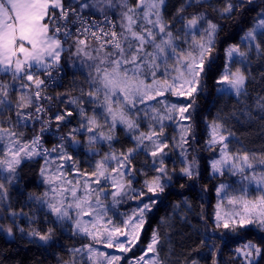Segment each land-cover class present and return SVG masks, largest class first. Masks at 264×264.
<instances>
[{
    "label": "snow or ice",
    "instance_id": "6c2138e0",
    "mask_svg": "<svg viewBox=\"0 0 264 264\" xmlns=\"http://www.w3.org/2000/svg\"><path fill=\"white\" fill-rule=\"evenodd\" d=\"M195 3L203 7V0ZM244 3L250 4L252 0ZM164 4L165 0H90V3L68 0L67 4L65 0H0V73L20 82L17 85L0 81V115L12 108L10 91L20 90L15 105L16 124L0 122V202L6 199L7 186L17 178L21 163L42 157L40 176L49 187L30 199L47 208L55 217L54 224L69 221L74 235L90 237L105 249L128 253L140 240L146 213L158 202L157 194L163 193L166 182L172 179L165 166V149L169 147L164 138L165 121L174 122L180 129L179 142L174 146L181 147V155L185 157L181 173L190 180L200 176L199 162L195 157L189 161L183 147L189 144L193 126L180 122L193 120L197 96L210 76L218 92L236 97L246 94L248 76L236 65L245 64L250 50L260 51L264 47V12L258 14L254 26L242 38L243 50L237 44L224 49V63L218 66L217 75L212 68L216 63L214 53L220 26L205 12L184 16L185 6L181 5L177 14L182 27L174 31L163 17ZM236 7L226 0L216 11L221 18L230 19ZM89 8L98 12L101 19L85 17L83 10ZM114 10L118 12L116 21L108 16ZM65 53L68 56L65 62L76 58L87 69L88 90L81 89V97L86 96V100L77 97L69 101L81 105L79 127L61 135L60 143L51 149L57 153L54 159L71 163L67 169L59 164L53 170L49 167L50 152L41 143V135L24 140L15 128L21 120L32 117V113L23 109L32 107L37 114L45 112L39 101L52 98L42 97L46 81L41 76L52 78L54 71H61ZM165 97L186 99L184 102L159 99ZM85 103L91 108L90 115L82 106ZM258 107L264 111V102ZM72 115L73 111L60 112L54 119L59 124ZM142 122L147 125L146 131L141 129ZM48 123L50 120L42 121L41 133ZM121 126L132 134L135 146L117 154L113 140ZM231 135L219 116L208 122V148L216 151L218 146L219 152V159L211 162L213 173L228 172L240 181L239 188L232 190L235 195L225 191L228 186H218L217 196L225 194L217 209L225 199L230 207L216 211L215 227L233 232L247 226L264 230V167L256 170L252 163L255 154L250 158L247 152L229 151ZM80 136L86 137L90 157H101L94 159L90 172H81L72 154L81 145ZM104 144L113 150L100 152ZM137 151L152 158V168L140 170L144 180L139 189L132 187L136 180L132 160ZM261 164L264 165V159ZM69 170L73 179L67 178ZM83 177L88 179L81 182ZM249 186L255 187V195H249ZM128 198L143 202L130 214H121L122 218L116 222L109 213ZM11 215L15 218L16 213ZM12 223L15 224V219ZM16 227L22 233L25 231ZM0 231L11 236L13 227L0 224ZM27 234L46 244L52 238L53 228L45 232L32 228ZM161 239L159 230L154 229L147 246L131 258L101 251L93 244L85 245L86 253L82 249L73 252H81L91 264H120L121 260L125 264H165L160 257ZM236 251L242 257L241 264H259L264 260V246L251 241Z\"/></svg>",
    "mask_w": 264,
    "mask_h": 264
},
{
    "label": "trees",
    "instance_id": "16d2710c",
    "mask_svg": "<svg viewBox=\"0 0 264 264\" xmlns=\"http://www.w3.org/2000/svg\"><path fill=\"white\" fill-rule=\"evenodd\" d=\"M85 2L90 3V0ZM225 2L226 0H203L201 7L195 3V0H165L162 6L163 17L170 22L174 31L182 27L177 14V9L181 5L185 6L184 16H190L198 11L205 12L212 22L220 26L217 50L214 53L216 63L212 68V73L217 75L218 66L224 63V49L231 44L241 46L245 33L254 26L258 14L264 12V0H252L250 4L244 3V0H231L237 7L230 19H223L216 9L221 8ZM65 3L67 4L68 0H65ZM189 4L191 6H188ZM241 4L243 7H240ZM83 12L100 17V14L92 8L84 9ZM108 15L115 21L118 20L117 11H109ZM66 60H68L67 53L62 57V70L59 71L63 78L61 86H49L50 78L41 76L46 81V90L42 93V97L52 98L51 100L42 98L39 101L44 108H48L52 119L51 130L45 131L41 136V143L49 148L54 144V134L65 135L71 128L79 127L81 118L78 109L81 105L71 104L69 101L77 97L87 99L86 96L81 97V89L88 90L87 69L83 68L76 58L68 62H65ZM241 68L246 72L248 79L245 85L246 94L240 97L232 93L218 92L215 80L211 76L206 81L203 92L197 96L193 120L185 121L186 124L191 123L193 126L192 133L188 137L189 144L185 145L187 157L189 161L192 157L197 159L200 176L190 180L177 171L171 174L172 179L166 182L165 191L157 194L158 202L147 213L146 223L135 250L131 254L124 253L123 256L128 258L132 254L139 255L141 249L150 241L154 229L159 230L162 237L160 257L165 264H193L194 261L195 264H214V262L241 264L242 257L237 253V248L248 241L264 246V230L247 226L237 228L233 232L216 228L214 222L217 188L220 184H230L232 179L212 174L211 162L217 158L219 152L218 147L216 151H210L208 148V122L219 116L225 128L233 134L230 143L233 152H247L250 156L255 154L260 162L264 159V111L258 107L259 103L264 102L262 101L264 47L260 51L250 50L246 63L241 65ZM0 81L17 85L20 83L13 82L10 76L3 73H0ZM34 90L33 86L32 91ZM19 91L18 88L10 91L12 108L5 115H0V122H4L5 125L8 122L16 124L15 105ZM185 99L175 100L184 102ZM82 106L88 109L90 115V106L87 103ZM23 111L35 113L32 107ZM66 111H73V115L57 124L54 116ZM41 126L42 121L24 126L21 120L15 130L22 133V139L30 140L34 135H38ZM114 136V150L121 152L134 147L124 128L118 127ZM79 139L82 147L86 146V137L80 136ZM82 147L72 154L86 157ZM87 159L94 161L97 158ZM43 166L44 160L39 157L24 160L17 171V178L7 186V197L0 202V224L12 225L13 234L9 236L6 232L0 231V264H70L73 261V250L84 248L89 243L87 238L74 235L67 225L54 224L55 217L47 208L30 199V196L40 195L47 190V185L40 176V169ZM137 174L135 189H139L143 181L139 173ZM143 200H147V197ZM142 202L128 198L119 204L120 210L124 214H130ZM12 212L16 213L15 218L12 217ZM13 219L15 224L12 223ZM16 225L24 228L25 231L20 232ZM50 227L53 228V235L46 244L27 234L32 228L45 232ZM115 254L121 253L116 251ZM124 263V260L120 261V264ZM259 264H264V260H260Z\"/></svg>",
    "mask_w": 264,
    "mask_h": 264
},
{
    "label": "rangeland",
    "instance_id": "374dc122",
    "mask_svg": "<svg viewBox=\"0 0 264 264\" xmlns=\"http://www.w3.org/2000/svg\"><path fill=\"white\" fill-rule=\"evenodd\" d=\"M243 45H244V42H242V45L240 46L242 48V50L244 48ZM236 66L241 67V65H236ZM179 98H183V97H179ZM179 98L178 97H170V98L165 97V98H159V99H170L172 102H176L175 99H179ZM180 123L186 124L185 121H181ZM165 125H166V128H165V132H164V138H166L168 140V143H169V147L167 149H165V152L167 153V155L165 156V166H166V168H167V170L169 172V175H171L175 171L181 173L180 169L184 166L183 161H184L185 157L181 155L182 148L174 146V145H176L179 142L180 129L172 121H165ZM141 129L145 130V131L147 130L146 123H144V122L141 123ZM127 133H128V136L130 137V139L133 141V145L135 146V140L132 138V134L129 133V132H127ZM173 138H175V139H173ZM229 140L230 141L232 140L231 136L229 137ZM104 146L106 148L101 146L100 149H99L102 153L108 152V151H111V150L114 149V148L113 149H109L107 144H104ZM183 147L185 148V145ZM84 148H87V147L84 146ZM115 151L117 152V154L119 153V151H117V150H115ZM229 151H232L231 148H230V144H229ZM133 155H134L135 158L132 160V167H133L134 170H136L134 172V174L137 176L138 175L137 173H139V176H141V178L144 180V176L140 174V170L149 171L152 168V164H151L152 158L150 156L144 154L141 151H137V152L133 153ZM86 157L74 156L75 160L79 162L77 166L81 170V172H83V171L90 172L92 170V166L94 165V161H89L87 159L88 157L87 158ZM251 157L252 156H250V158ZM39 158H41V157H39ZM54 158L55 157L51 156L50 159H49L50 161H52L50 163L49 167L51 169H53V170H55L56 166L59 165V164H64L65 168L67 169V166L71 163L69 161H62V160H58V159H54ZM96 158H97L96 160H99L101 157L99 156V157H96ZM187 159H188V157H187ZM215 159H219V154H218L217 158H215ZM252 163L256 166V170L257 171H259L261 167H264V165H262L261 162L258 161V159H256V157L254 159H252ZM173 169H174V171H173ZM153 174H155V173H153ZM212 174L214 176H225L228 179H232L230 184H225L226 186H228L225 191H227V192H229L230 194H233V195L236 194L232 190L233 189H238L239 186H240V181H239V178L237 176H234V175H232L231 173H228V172H225L224 175H218V174H214L213 171H212ZM73 177H74V174L71 173V171L69 170V174H68L67 178L68 179H73ZM83 179H88V177H83L81 182H83ZM136 181H137V177H136V180L133 181V184H132L133 188H135L134 187V183ZM48 187H49V185H47V188ZM224 194H225L224 192H221L220 196H217L216 211H218V210L219 211H226L230 207V205H228V203H227V200L225 199L222 202V204H221V208L217 209V204H218V202H220V198L222 196H224ZM255 194H256L255 187L254 186H249V195L252 196V195H255ZM108 203L110 204V200H109ZM216 211H215V213H216ZM147 213H146V217H147ZM121 214H124V213H123V211L120 210V206L119 205H117L115 208H113L111 210V212L109 213V215H111L116 222H119L120 219L122 218ZM84 219H88V217H85ZM63 224H65L68 227H70L72 233L74 232V229L71 226V222L65 221ZM81 236L88 239V241H89L88 244H93L95 247H97L101 251H106V252L111 253L113 255H120V256L124 255V253H121V252H119L121 254H115L116 251H117L115 248H107V249H105L103 244H100V243H97V242L93 241L90 237H87V236H84V235H81ZM80 249H82L83 252L86 253L85 247L84 248H80ZM134 250H135V247L132 249L131 252H133ZM131 252H128L127 254H131ZM134 256H136V255L132 254V256H129L128 258H131V257H134ZM70 264H91V262L88 261L85 258V256L82 255L81 252H75L73 254V261Z\"/></svg>",
    "mask_w": 264,
    "mask_h": 264
},
{
    "label": "built area",
    "instance_id": "2783aa9c",
    "mask_svg": "<svg viewBox=\"0 0 264 264\" xmlns=\"http://www.w3.org/2000/svg\"><path fill=\"white\" fill-rule=\"evenodd\" d=\"M83 15H84L85 17H89V18H91V19H96V20L101 19V17L91 16V15L85 14L84 12H83ZM108 16H109L113 21H115V19H114L112 16H110V15H108ZM70 27H71V26H70ZM53 78H54V79H53ZM62 83H63V78H62V76L59 74V72H55V71H54L53 74H52V78H50V85H49V86H61ZM44 109H45V112H44V113H40V114L33 113L31 119H28V120H22V125L27 126L28 124L33 123V122H40V121H47V120H50V123H48V124L45 126V131H46V132L50 131V130H51V127H52V119H51V117H50V113H49L48 108H44ZM37 116H40V119H37V118H36ZM45 131H44L43 133H45ZM43 133H41V131H39L38 135H41V136H42ZM61 135H63V134H54V136H53V138H54V144H53L52 147L49 148V147L43 145L44 148L48 149L49 152H50L49 159H50L51 156H52V157H56V156H57V153H56V152H51V149H52L53 147L57 146V145L60 143L59 137H60ZM41 158H42V157H41Z\"/></svg>",
    "mask_w": 264,
    "mask_h": 264
},
{
    "label": "water",
    "instance_id": "95a60500",
    "mask_svg": "<svg viewBox=\"0 0 264 264\" xmlns=\"http://www.w3.org/2000/svg\"><path fill=\"white\" fill-rule=\"evenodd\" d=\"M80 141H81V140H80ZM81 146H82V142H81V145L78 147V149H80ZM78 149H77V150H78ZM82 151H83L84 155L87 156L89 159H93V158L90 157V153H89V150H88L87 148H83ZM99 151H100V150H99ZM100 152H101V151H100ZM96 157H99V156H95L94 158H96Z\"/></svg>",
    "mask_w": 264,
    "mask_h": 264
},
{
    "label": "flooded vegetation",
    "instance_id": "af4514ba",
    "mask_svg": "<svg viewBox=\"0 0 264 264\" xmlns=\"http://www.w3.org/2000/svg\"><path fill=\"white\" fill-rule=\"evenodd\" d=\"M82 147V146H81ZM82 148H84V147H82Z\"/></svg>",
    "mask_w": 264,
    "mask_h": 264
},
{
    "label": "bare ground",
    "instance_id": "6f19581e",
    "mask_svg": "<svg viewBox=\"0 0 264 264\" xmlns=\"http://www.w3.org/2000/svg\"><path fill=\"white\" fill-rule=\"evenodd\" d=\"M37 129V128H36Z\"/></svg>",
    "mask_w": 264,
    "mask_h": 264
}]
</instances>
